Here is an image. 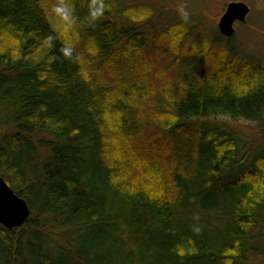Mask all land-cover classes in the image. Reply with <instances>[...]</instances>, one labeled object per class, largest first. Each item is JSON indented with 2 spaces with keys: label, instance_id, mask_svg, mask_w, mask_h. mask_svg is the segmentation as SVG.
Listing matches in <instances>:
<instances>
[{
  "label": "trees",
  "instance_id": "trees-1",
  "mask_svg": "<svg viewBox=\"0 0 264 264\" xmlns=\"http://www.w3.org/2000/svg\"><path fill=\"white\" fill-rule=\"evenodd\" d=\"M59 1L0 0V178L30 211L0 226V264H244L264 142L214 120L264 119V62ZM157 41L174 75L150 87L130 72Z\"/></svg>",
  "mask_w": 264,
  "mask_h": 264
},
{
  "label": "rangeland",
  "instance_id": "rangeland-1",
  "mask_svg": "<svg viewBox=\"0 0 264 264\" xmlns=\"http://www.w3.org/2000/svg\"><path fill=\"white\" fill-rule=\"evenodd\" d=\"M52 1L54 2L52 9L56 12L64 11L65 7L61 1ZM109 2L113 6L114 20L118 24L127 26L141 24L143 31L157 35L167 32L170 28L182 29L183 33L190 35L187 34L185 39L176 35L180 44L185 40V43L195 41L197 44L200 43L202 48L224 55L222 52L228 43L239 54L243 53L253 60L264 62V0H109ZM230 2L243 3L250 12L244 24H234V35L231 38H224L218 33L217 24ZM227 39L230 40L227 42ZM166 46L167 41H157L153 47L140 51L135 68L130 72L134 76L132 77L134 81L135 78L138 82L141 79L142 83H147L150 87L157 85L161 79L165 80L166 85L171 82L174 73L171 67L168 69L169 62L166 61V55L164 54L165 57L162 55ZM177 55L181 54L178 52ZM118 66L121 67V64ZM106 74L112 79L116 78V74L112 75L109 72ZM175 74L179 75L178 69H175ZM136 104L138 107L147 106L154 109L155 102L150 94L144 100L137 99ZM214 122L238 133L243 142L254 146L264 142L262 137L264 119L261 122H247L219 117ZM147 130L145 131L147 135L154 139L153 128L149 127ZM261 147H264V144L259 145V151L262 150ZM247 247L249 250L244 254V264H264V253H262L264 252V218L252 232Z\"/></svg>",
  "mask_w": 264,
  "mask_h": 264
},
{
  "label": "water",
  "instance_id": "water-1",
  "mask_svg": "<svg viewBox=\"0 0 264 264\" xmlns=\"http://www.w3.org/2000/svg\"><path fill=\"white\" fill-rule=\"evenodd\" d=\"M249 8L240 2H230L220 17L217 30L224 38L234 35V24H244ZM30 213L24 200L19 198L0 178V226L7 230L20 228Z\"/></svg>",
  "mask_w": 264,
  "mask_h": 264
},
{
  "label": "bare ground",
  "instance_id": "bare-ground-1",
  "mask_svg": "<svg viewBox=\"0 0 264 264\" xmlns=\"http://www.w3.org/2000/svg\"><path fill=\"white\" fill-rule=\"evenodd\" d=\"M9 187V186H8ZM10 188V187H9ZM11 189V188H10ZM19 197V196H18ZM19 198H21V197H19ZM22 200H24L23 198H21ZM24 202H25V200H24ZM26 203V202H25ZM27 205V204H26ZM27 208H28V206H27ZM28 210H29V208H28ZM29 213H30V211H29ZM29 218V217H28ZM26 222V221H25ZM18 229V228H17ZM247 250H249V249H247Z\"/></svg>",
  "mask_w": 264,
  "mask_h": 264
},
{
  "label": "clouds",
  "instance_id": "clouds-1",
  "mask_svg": "<svg viewBox=\"0 0 264 264\" xmlns=\"http://www.w3.org/2000/svg\"><path fill=\"white\" fill-rule=\"evenodd\" d=\"M186 15V14H185Z\"/></svg>",
  "mask_w": 264,
  "mask_h": 264
}]
</instances>
